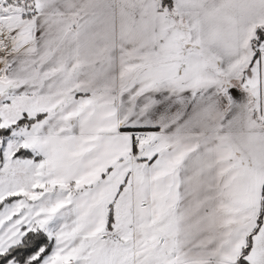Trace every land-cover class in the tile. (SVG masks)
I'll use <instances>...</instances> for the list:
<instances>
[{
    "label": "snow or ice",
    "instance_id": "obj_1",
    "mask_svg": "<svg viewBox=\"0 0 264 264\" xmlns=\"http://www.w3.org/2000/svg\"><path fill=\"white\" fill-rule=\"evenodd\" d=\"M0 264H264V0H0Z\"/></svg>",
    "mask_w": 264,
    "mask_h": 264
}]
</instances>
